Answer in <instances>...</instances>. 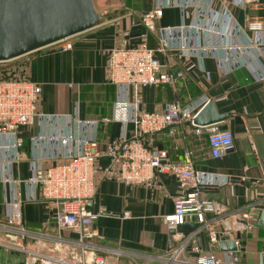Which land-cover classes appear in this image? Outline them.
<instances>
[{
	"label": "built area",
	"instance_id": "1",
	"mask_svg": "<svg viewBox=\"0 0 264 264\" xmlns=\"http://www.w3.org/2000/svg\"><path fill=\"white\" fill-rule=\"evenodd\" d=\"M240 9L264 8V0H228ZM214 0H152L150 8L139 13V21L148 30L157 28L164 8L173 4L179 10L175 27L157 28L158 43L149 48L144 43L133 47L117 46L106 56L104 72L115 88L108 115L81 118L74 104L70 113H43L37 103L40 86L9 70L0 76V204L3 206V240L0 246L22 254L21 264H106L105 248L95 241L94 222L98 213L87 208L95 190L99 134L110 124L118 125L117 136L107 144L103 155L109 160L114 178L125 185L144 183L149 170L171 175L181 193L173 200V209L162 218L174 230L185 222L196 228L185 234L166 258L177 264H233L238 262L239 231L252 227L251 215L242 211L241 219L227 231L216 227L210 216L223 211L220 203L201 195L200 188L223 186L228 178L194 168L191 152L185 150L181 161H171L165 149L147 147L145 135L164 131L177 133L181 123H192L193 117L208 101L204 97L186 103L170 101L161 108L146 111L138 106V91L145 86L172 84L184 72L198 67L208 78L203 60L219 62L222 72L248 68L255 78H264V18L247 16L237 22L224 2L214 7ZM60 43V44H59ZM71 48L68 37L51 45ZM50 46V45H49ZM177 52L184 60L182 70L172 72L159 62L156 53ZM195 58L197 61H193ZM39 132L33 138L32 150L26 159L27 175H14V166L21 154L20 129L34 121ZM130 125V128H129ZM194 125V124H193ZM206 127V144L211 158H220L233 147V136L217 123ZM52 161L46 163V161ZM47 201L49 217L57 230L74 237L54 235L46 240L30 232L22 220V202ZM204 231L209 246L203 252L196 241ZM232 240L235 250L215 254L218 241ZM188 247L194 258L176 259Z\"/></svg>",
	"mask_w": 264,
	"mask_h": 264
},
{
	"label": "crops",
	"instance_id": "2",
	"mask_svg": "<svg viewBox=\"0 0 264 264\" xmlns=\"http://www.w3.org/2000/svg\"><path fill=\"white\" fill-rule=\"evenodd\" d=\"M107 4V11L115 13L104 22L68 37L71 48L53 50L50 45L7 61L6 70H15L25 79L40 86L38 109L43 113H70L76 104L81 118L108 115L115 95V88L105 77L107 53L113 47H133L144 43L149 48L158 43L157 28L175 27L179 23L178 7L171 4L164 8L157 28L148 30L139 21V13L150 8L152 0H117ZM224 2L233 17L243 24L247 16L264 18V8L240 9L228 0H214V7ZM105 9V8H104ZM106 10V9H105ZM156 57L175 72L182 70L184 60L176 52L156 53ZM193 61H197L192 58ZM209 71L207 78L196 67L184 72L172 84L145 86L138 91L139 108L152 111L165 103H186L197 97L212 101L217 113L226 114L217 123L233 136V147L220 158L208 155L206 127L188 122L181 123L176 134L167 136L164 131L143 137L147 147L165 149L171 161H181L183 152H191L194 168L213 172L228 178L223 186L201 187V195L220 203L223 211L210 216L216 227L232 226L241 212L251 215L252 223L264 209V78L257 79L250 69L242 67L224 73L220 63L209 58L203 60ZM35 120L20 129L21 157L14 166V175H27L26 159L32 150L33 138L40 128ZM130 128V125H129ZM118 125L110 124L100 131L97 149L95 190L87 208L98 213L94 222L95 241L102 245L106 264H177L166 258L177 245L181 234L189 231L167 228L162 218L173 209V200L180 195L173 176L149 170V178L141 184L125 185L113 177L109 160L103 155L108 143L117 136ZM52 161H46L51 163ZM22 220L27 230L39 233L46 240L54 235L74 237L67 231L57 230L49 217L47 201L22 202ZM3 206L0 204V224ZM192 223V222H185ZM182 223V224H185ZM180 224V225H182ZM172 231V232H171ZM0 229V240H3ZM239 260L233 264H264V229L252 226L239 234ZM196 241L203 252L209 251L204 231H199ZM215 254L220 256L219 249ZM194 258L188 247L176 259ZM22 254L0 246V264H21Z\"/></svg>",
	"mask_w": 264,
	"mask_h": 264
},
{
	"label": "water",
	"instance_id": "3",
	"mask_svg": "<svg viewBox=\"0 0 264 264\" xmlns=\"http://www.w3.org/2000/svg\"><path fill=\"white\" fill-rule=\"evenodd\" d=\"M115 11L96 9L93 0H0V62L47 47L99 25ZM225 117L226 114L216 112L212 101H207L193 117L192 123L208 126L223 121ZM251 224L264 229V209L258 212ZM196 226L192 222L178 228L192 231ZM228 229V226L224 228L225 231ZM239 235L242 237L244 230L239 231ZM226 237L224 235L219 239V251L235 250L234 242L224 240Z\"/></svg>",
	"mask_w": 264,
	"mask_h": 264
},
{
	"label": "rangeland",
	"instance_id": "4",
	"mask_svg": "<svg viewBox=\"0 0 264 264\" xmlns=\"http://www.w3.org/2000/svg\"><path fill=\"white\" fill-rule=\"evenodd\" d=\"M117 0H93V4L96 9H101V10H107L108 8L105 7L107 4H117ZM105 8V9H104ZM7 66V61L5 62H0V76L5 75L4 72L6 70ZM5 69V70H4Z\"/></svg>",
	"mask_w": 264,
	"mask_h": 264
}]
</instances>
